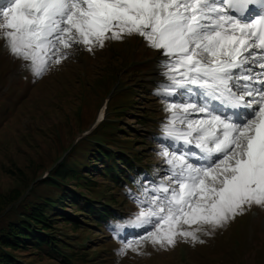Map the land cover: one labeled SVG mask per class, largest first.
I'll return each instance as SVG.
<instances>
[{
    "label": "snow or ice",
    "instance_id": "6c2138e0",
    "mask_svg": "<svg viewBox=\"0 0 264 264\" xmlns=\"http://www.w3.org/2000/svg\"><path fill=\"white\" fill-rule=\"evenodd\" d=\"M0 18V39L36 75L134 34L156 50L162 167L140 184V238L118 252L203 243L206 226L264 207V0H7Z\"/></svg>",
    "mask_w": 264,
    "mask_h": 264
},
{
    "label": "rangeland",
    "instance_id": "374dc122",
    "mask_svg": "<svg viewBox=\"0 0 264 264\" xmlns=\"http://www.w3.org/2000/svg\"><path fill=\"white\" fill-rule=\"evenodd\" d=\"M157 59L156 50L147 46L143 37L134 34L122 40H107L103 48H94L92 52L81 47L78 53L70 54L59 64L50 63L47 75L44 72L33 83L37 75L28 66L30 61L11 55L6 42L0 39V198L16 187L27 194L28 200L44 192L56 194L57 189L45 183L48 177L43 178V172L51 173L57 164L56 157L63 155L90 126L111 88L118 94H109L107 119L88 135L91 140H82L69 157L85 158L82 149L89 148L87 143H96L99 139L114 141L118 143L105 148L111 151L119 147L135 148V152L142 154L139 162L146 164L151 173L140 177L133 189L115 186L110 177L101 174L105 161H97L82 171L95 181L85 178L83 185L76 187L75 179L68 178L67 188L85 192L86 196H98L103 190L104 195L98 196L96 204L108 200L118 214L100 227L88 219L92 215L76 211L75 205H66V212L77 215V220L65 221L71 217L62 212L64 219L57 220L55 226L59 234L85 244L72 243L63 251L71 254L74 264H117L113 257L117 249H122L125 242L140 238V231L132 229L129 220L135 219L138 200L143 198L140 184L151 187L147 181L162 167L161 157L157 155L161 127L156 124L159 120L166 122L168 115L154 92L157 84L166 79L159 74ZM118 81H121L119 91L118 86L113 87ZM140 110H148L153 118L144 122L138 115ZM20 169L22 179L17 177ZM89 182L94 184V189L88 186ZM35 184L38 186L30 192ZM130 193L137 194L135 200ZM77 202L85 205L83 198ZM16 214L14 209L1 215L0 228ZM116 227L120 234L114 236ZM205 231L212 234L206 235ZM198 235L203 243L178 238L175 246L160 248L145 241L140 254L131 249L118 252V264H264V207L253 205L223 227L213 230L206 226ZM15 253L31 264H66L61 256L52 258L46 247L37 251L32 246L17 249Z\"/></svg>",
    "mask_w": 264,
    "mask_h": 264
},
{
    "label": "trees",
    "instance_id": "16d2710c",
    "mask_svg": "<svg viewBox=\"0 0 264 264\" xmlns=\"http://www.w3.org/2000/svg\"><path fill=\"white\" fill-rule=\"evenodd\" d=\"M84 154L86 157L87 152ZM134 154L136 155V153ZM106 158L111 160L112 163L106 166L103 173L110 174L113 177V181L116 182L115 185H118V166L113 163L116 158L114 154L106 155ZM87 164L86 158L71 159L68 156L65 162L58 166L56 172L47 180L48 183L57 189L56 194L43 193V195H38L35 202L26 201L22 205L25 210L20 213V218L0 228V264H31L30 262H25L24 259L15 253L17 249L31 248V246H36L39 250L49 246L55 255L60 254L66 260H70L71 256L63 254V251L66 249L65 242H60L59 240L63 237L58 238L54 234V228H56L55 222L63 219L60 217L62 214L54 215V212H65L71 218L76 220L78 218L77 215L71 216L66 212V205L68 204L71 207L75 205V210L78 212L92 215L88 219H92L98 226H102L103 222H108L109 219L115 217L116 211L110 208L111 204L107 200L103 204L98 205L96 204L97 198L86 196L85 192L77 189L70 190V188H67L68 178L75 179L76 187L83 185L84 174L82 168L88 167ZM132 165L136 170V166L133 163ZM19 171L17 177L18 179H22L21 169ZM34 187L32 188L34 189ZM89 187L95 188L94 184ZM102 194L103 191L101 190L99 196ZM22 196L23 193L20 187H16L8 195H3L0 198V214L9 205H14L19 200L23 201L24 198L21 199ZM80 198H83L84 206L79 205L77 202ZM12 209L14 210L15 207L13 206ZM71 218L66 220H71Z\"/></svg>",
    "mask_w": 264,
    "mask_h": 264
}]
</instances>
